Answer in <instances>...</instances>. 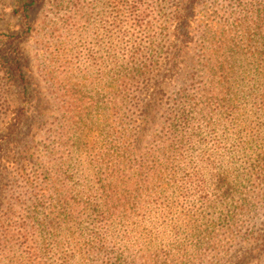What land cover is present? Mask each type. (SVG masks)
Here are the masks:
<instances>
[{"label": "trees", "instance_id": "1", "mask_svg": "<svg viewBox=\"0 0 264 264\" xmlns=\"http://www.w3.org/2000/svg\"><path fill=\"white\" fill-rule=\"evenodd\" d=\"M122 5L96 56L75 0H14L0 20L24 22L0 33V177L20 185L3 264H264V0L216 29L194 1ZM174 204L199 225L191 249L149 252L138 235L165 241Z\"/></svg>", "mask_w": 264, "mask_h": 264}, {"label": "rangeland", "instance_id": "2", "mask_svg": "<svg viewBox=\"0 0 264 264\" xmlns=\"http://www.w3.org/2000/svg\"><path fill=\"white\" fill-rule=\"evenodd\" d=\"M190 1L195 2L196 18L199 20H203L205 23L210 24L212 29H216L223 23L230 24L235 18L239 19L244 15H252L254 12H248L251 10L249 8L251 6H255L261 0H183L184 3H188ZM13 2L14 0H0V20H4V17L12 13L13 9L11 8V6ZM75 2H78L79 6L83 7V12L79 16L83 18L82 22L86 23L87 31L85 36L87 38L88 46L91 49L92 55L96 56L97 37L95 35H92V33H100L101 37L102 35L106 34V31L110 28L109 22L111 21V17L117 15L118 13L122 14L125 11L124 6L122 5L125 0H75ZM162 3H164V1ZM239 3H241L242 5L239 6ZM247 9L248 11H244ZM13 16L14 17H12V19H6L5 21L0 22V33H3L4 30H6L8 27H11L12 30H23L24 22L20 19L18 15ZM220 19L227 20H225L224 22H219ZM103 41H107L106 38H103ZM24 48L26 53L30 56L32 60V66L34 71L33 44H31V42H28L26 43ZM90 74V82L85 83V81H82L84 84L83 93L88 94L93 98H96L98 96V79L97 73L95 72L94 68L91 69ZM1 88L2 85L0 84V89ZM167 94L170 95L171 92L168 90L165 96H167ZM4 95L5 97H7V103L9 107L7 109L5 108L6 110H8L9 112H13L14 110H18L20 108L19 102L17 100L19 99L17 89L15 87L9 89L6 88V93ZM44 102L46 103L45 105H48L47 99H44ZM2 120V113L0 112V129L2 128V126H4ZM15 176L16 173L12 174L10 178H14ZM0 179H2V184L7 185V187H3V189H0V212L2 213L7 207L8 198L11 196L13 197L14 192L15 194H17L20 191V185H17L18 187L8 185L9 178L7 176H1ZM21 185L23 187V182H21ZM174 207L175 209L172 216L169 214L168 220L166 221L169 234L167 235V239L165 241H156L153 239V236H149L147 238L148 232H145L144 236L140 234L138 235L139 244L146 247L149 252H160L161 249L157 250V248H163L167 246L170 242L175 244L176 235H180L181 239L185 238L184 243L188 249L187 251L191 249V245L193 242L192 236L194 235L195 231L197 230V226L199 225H196L194 218L190 219L184 216V207H178V205L176 204H174ZM19 217H21V214L17 213L13 219L18 220ZM169 223L171 224V226L169 225ZM154 227H156L154 223L151 226L150 223H145L143 225V228L148 229L149 231H154ZM16 253V247L12 249L0 248V264L6 263L7 257L14 256ZM176 254L177 252H175V255Z\"/></svg>", "mask_w": 264, "mask_h": 264}]
</instances>
